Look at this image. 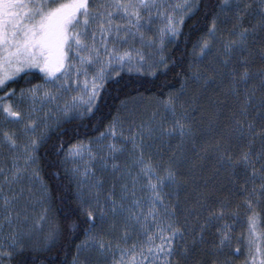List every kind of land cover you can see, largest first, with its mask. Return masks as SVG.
Listing matches in <instances>:
<instances>
[{"label": "snow or ice", "instance_id": "obj_1", "mask_svg": "<svg viewBox=\"0 0 264 264\" xmlns=\"http://www.w3.org/2000/svg\"><path fill=\"white\" fill-rule=\"evenodd\" d=\"M200 6V0H0V113L6 125H19L0 129V232L10 229L0 240V264L47 248L60 234L54 222L44 232L46 207L30 227L21 226L32 198L42 206L46 200L40 150L50 133L68 119L94 114L108 80L124 72L166 74L165 46L182 35L185 19ZM208 15L210 26L193 44L179 87L156 99L147 118L129 107L134 98H126L95 141L66 150L63 142L52 145L77 183L87 225L72 264H107L112 244L104 237L117 228L125 244L136 230L145 238L130 248L118 242L120 258L113 254L112 264H235L232 256L242 249H231L228 217L246 226L239 237L244 264H264V0H216ZM137 40L139 48L122 50ZM145 48L154 52L146 55ZM90 68L95 72L89 79ZM34 71L42 82L21 89L17 103L10 83ZM70 91L76 94L64 99ZM25 103L27 112L19 106ZM97 162L101 173L111 168L106 193ZM218 180L221 188L226 182L239 189L242 204L213 200ZM188 187L193 199L182 206L178 196L176 206L164 203L165 195Z\"/></svg>", "mask_w": 264, "mask_h": 264}, {"label": "trees", "instance_id": "obj_2", "mask_svg": "<svg viewBox=\"0 0 264 264\" xmlns=\"http://www.w3.org/2000/svg\"><path fill=\"white\" fill-rule=\"evenodd\" d=\"M215 4L216 0H200V8L185 19L182 26V35L166 46V56L169 58L170 66V70L166 74L158 72L156 76H151L124 72L120 77L108 80L97 100L98 107L94 110V114H90L84 119H68L50 133L51 138L48 144L40 150L41 176L47 186L45 207L49 209L48 225L45 227L47 229L44 230L43 228V230L46 233L49 222H54L60 226L61 231L54 244H50L47 248H41L36 252L26 251L23 256H17L11 261V264H21V261H26L27 264H72L73 257L76 255V245L85 239L83 229L87 225L84 224L85 217L80 214L77 185L65 173L64 166L61 163L63 156H56L52 150V145H59L63 142L66 150L71 144L98 137L99 132L105 130L109 121L116 114L117 109L120 107V101L126 98H134L129 99V107L139 109L144 118H147L151 111L156 108V99L166 97L169 91L179 87L181 76L193 59V44L210 26L211 15L206 18L205 13L213 8ZM230 26V24L227 25V27ZM221 27L224 28L225 26L222 25ZM39 82H42L41 74L34 71L27 78L22 76L16 82L10 83L9 88L15 89L16 95L23 87ZM2 95L3 91H0V96ZM146 105H148L147 111H145ZM160 111L162 112L163 109L161 108ZM125 129H127V125H125ZM125 134H127V131H125ZM95 171L96 175L104 180V192L106 193L110 189L113 179L110 175L111 168L109 167L108 172L101 173L99 164H96ZM220 184L221 182L218 180L212 197L213 200L227 198L233 208L237 204H242L244 197L239 189L226 184V182L225 186L221 188ZM87 191L88 186L85 184V194H87ZM117 193H119V188H117ZM137 194L140 195L139 191ZM194 195L191 187H188L180 190L177 194L165 195L164 203L176 206L178 203L176 197L178 196L179 204L182 206L185 199L190 201ZM101 200H103V195ZM146 207L147 205H145ZM241 211L243 212V209ZM206 214V212H203L202 217ZM182 222L183 218L181 217ZM200 222L202 223L203 219ZM73 223L78 225L75 230L70 228ZM105 227L107 229V225ZM139 231L131 232L126 244L139 238ZM212 233L213 235L208 236L209 241L215 239V228L212 229ZM39 235L42 238V234ZM122 235V229L117 228L114 232H107L104 239L106 242L110 241L112 247L116 246L118 242L121 245H126L121 240ZM176 243L182 244L183 241L177 239ZM115 249L118 251L116 247Z\"/></svg>", "mask_w": 264, "mask_h": 264}, {"label": "rangeland", "instance_id": "obj_3", "mask_svg": "<svg viewBox=\"0 0 264 264\" xmlns=\"http://www.w3.org/2000/svg\"><path fill=\"white\" fill-rule=\"evenodd\" d=\"M169 2H170V3H178L179 0H169ZM156 24H157V26H162V25L160 24L159 21H157ZM154 30H155V29H154ZM168 44H169V43H167L166 46H167ZM166 46H165V52H164L165 56H166ZM131 47L139 48V47H140V43H139V41L137 40L135 43H133V42L130 41L129 44L123 46L122 50L125 49V48H131ZM144 52H145L146 55H151V54L154 52V49H147V48H145V49H144ZM94 72H95V68H90V69H89V79L91 78V75H92ZM83 80H84V77L81 76V77H80L81 84H82ZM39 83H41V82H39ZM36 84H38V83H36ZM31 85H32V84L27 85V86L23 87V89H26V88L30 87ZM72 87L75 88L76 85L73 83ZM75 94H76V91H70V92H68V93L65 95L64 99H68V98H70L72 95H75ZM19 95H20V91H19V92L13 97V100L16 101L17 103H19V100H18ZM62 102H63V101H61V103H62ZM19 106H20V108H21L22 110H24L25 112H27L28 107H29L28 104H26V103H25V104H20ZM51 107H52L53 109H55L56 106H55V105H52ZM46 110H47V109H46ZM54 114H55V113H54ZM41 115H43V113H41ZM18 128H19V125H6V124L4 123V120H3V114L0 113V129H11V130H16V129H18ZM125 135H127V134H125ZM95 139H96V138H94V139H89L88 141H84V143L87 144L89 141H95ZM113 142L120 143L119 140H117V141H113ZM106 143H107V142H106ZM95 147H96V145L93 143V149H95ZM127 147L130 149V148H131V145L129 144V145H127ZM126 159H127L126 154H125V155H119V156H118V162L121 163V164L124 163L123 161H126ZM85 161H87V156L84 157V160H83V161H79L82 170H83V167H84ZM0 163H4V161H3L2 159H0ZM7 163L10 165L11 162L8 161ZM96 164H98V162H97ZM70 166H71V165H70ZM80 179H83V177H80ZM73 181H74L75 184L77 185L76 181H75V180H73ZM44 183H45V182H44ZM6 190H7V189H6ZM26 195H27V193H26ZM46 199H47V193H46ZM0 203H2V199H0ZM45 203H46V200L43 202V206H42L41 203L37 202L36 197H33V198H32V202L28 205V211H27L28 220H27V222H23V223L21 224V226L24 227V228L30 227L34 221L38 220L39 217H40V215L42 214L43 208L45 207ZM227 222H228L229 224H232V225H233V228H234V231H233V233H232V237H233V239H232V247H231L233 253H235V249H236L237 247H241V249H242L240 253H236V254H234V255L232 256V259H233V261L235 262V264H244V260H245V257H246V250L244 249L243 244L239 243V237H240L242 234L246 235V226H244V225L241 224V223H235L231 217H228V218H227ZM222 223H223V222H221V225H222ZM47 225H48V221H46V222H44V223L42 224V227L44 228V230L47 229V228H45ZM9 231H10V229H9L7 226H5L3 232H0V240H2L3 237L6 236V235L9 233ZM144 238H145V237L142 235V232L139 231V238H137V239H133V240L130 241L128 244H126V245H121V247H124V248H130L131 245H132L133 243H139V242L142 241ZM159 243H161V241L157 240V241H156V244H159ZM115 247H116V246L112 247V253H109V255L107 256V264H112L113 254H114V257H115L116 260H119V258H120V254H121V253H120V249L116 247V248L118 249V251H116ZM137 259H139V256H137ZM149 259L151 260V258H149ZM157 264H158V262H157Z\"/></svg>", "mask_w": 264, "mask_h": 264}]
</instances>
